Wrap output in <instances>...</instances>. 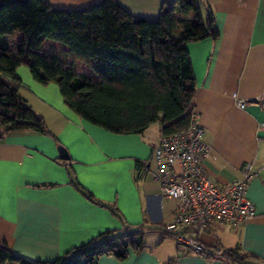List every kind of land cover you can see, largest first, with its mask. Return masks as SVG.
Here are the masks:
<instances>
[{
    "label": "crops",
    "instance_id": "0c3cea01",
    "mask_svg": "<svg viewBox=\"0 0 264 264\" xmlns=\"http://www.w3.org/2000/svg\"><path fill=\"white\" fill-rule=\"evenodd\" d=\"M95 1L46 0L60 9L83 8ZM112 1L131 15L148 19L158 14L164 0ZM204 1L219 36L188 44L195 75L193 111L211 146L203 163L219 187L240 178L242 167L250 164L256 176L246 194L256 215L240 224L215 223L194 236L212 251L239 248L249 256L248 264H264V0ZM188 16L198 19V29L203 30L201 7ZM8 38L19 43L23 31L17 28ZM31 51L98 78L91 69L93 60L80 59L59 41L39 38L34 47L26 46L23 63L16 69L21 80L18 93L43 117L53 136L21 130L0 139V243L28 261H53L101 232L142 223L170 226L175 202L160 196L152 176L151 147L160 136L159 128L149 134L151 125L143 134H115L90 124L68 107L55 83L43 85L33 79L27 55ZM233 93L246 102L244 108L236 104ZM59 146L68 159L59 158ZM72 181L102 204L85 198ZM108 206H115L118 214ZM154 231L159 232L155 240L148 234ZM169 237L150 229L144 234V250L130 251L122 260L103 255L98 264H166L171 258L172 264H234L177 245L166 253L161 246Z\"/></svg>",
    "mask_w": 264,
    "mask_h": 264
},
{
    "label": "trees",
    "instance_id": "16d2710c",
    "mask_svg": "<svg viewBox=\"0 0 264 264\" xmlns=\"http://www.w3.org/2000/svg\"><path fill=\"white\" fill-rule=\"evenodd\" d=\"M201 5L203 30L198 29V19L188 16ZM17 28L23 31V39L13 43L8 35ZM218 36L212 10L199 0H164L155 19L131 15L112 0L73 9L54 8L46 0H0V139L21 130L53 136L43 117L18 93L21 80L16 69L23 63L26 46L34 47L39 38L59 41L80 59L93 60L97 80L67 69L55 58L34 51L27 54L33 79L43 85L55 83L79 117L115 134H143L158 123L161 136L186 129L193 111L195 75L188 44ZM72 184L88 200L102 204L77 181ZM108 207L118 214L115 206ZM150 229L173 236L166 227L126 225L101 232L53 261L35 262L0 243V264H98L103 255L122 260L130 251L145 249L144 234ZM207 250L196 254L248 264L249 256L239 248Z\"/></svg>",
    "mask_w": 264,
    "mask_h": 264
},
{
    "label": "built area",
    "instance_id": "2783aa9c",
    "mask_svg": "<svg viewBox=\"0 0 264 264\" xmlns=\"http://www.w3.org/2000/svg\"><path fill=\"white\" fill-rule=\"evenodd\" d=\"M232 97L240 108L245 107L246 102L236 93ZM261 98L264 99V94ZM151 150L152 176L159 184L160 196L175 202L173 221L167 228L177 246L195 253H208L195 238L196 232L215 223L240 224L255 217V205L246 194L255 171L250 164H245L240 178L224 187L215 185L203 163L211 154V146L204 140V128L197 122L194 111L186 129L159 136Z\"/></svg>",
    "mask_w": 264,
    "mask_h": 264
},
{
    "label": "rangeland",
    "instance_id": "374dc122",
    "mask_svg": "<svg viewBox=\"0 0 264 264\" xmlns=\"http://www.w3.org/2000/svg\"><path fill=\"white\" fill-rule=\"evenodd\" d=\"M199 1H201L202 3L205 2L204 0H199ZM200 7H201V12H202V15H203V18H204V9L202 8V5ZM156 17H157V15L156 16L154 15V16H151L148 19H155ZM158 128H159L158 123H153L151 125L149 131L147 132V134H149L151 132H157ZM156 233H159V232L154 231L153 233H148V234H149L150 237H154L153 239L155 240V239H157L156 238L157 237ZM175 247H176V242H175L173 237L165 238V240H164V242H162V246H161V248L164 249L166 251V253H169L171 251V248L174 249ZM180 249L184 250L186 248L180 246Z\"/></svg>",
    "mask_w": 264,
    "mask_h": 264
},
{
    "label": "water",
    "instance_id": "95a60500",
    "mask_svg": "<svg viewBox=\"0 0 264 264\" xmlns=\"http://www.w3.org/2000/svg\"><path fill=\"white\" fill-rule=\"evenodd\" d=\"M68 153L67 151L63 148L59 146V158L61 159H68Z\"/></svg>",
    "mask_w": 264,
    "mask_h": 264
}]
</instances>
